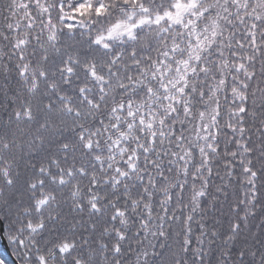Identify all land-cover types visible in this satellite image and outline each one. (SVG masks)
Here are the masks:
<instances>
[{
    "label": "clouds",
    "instance_id": "9594fccd",
    "mask_svg": "<svg viewBox=\"0 0 264 264\" xmlns=\"http://www.w3.org/2000/svg\"><path fill=\"white\" fill-rule=\"evenodd\" d=\"M0 236L7 264H264V0H0Z\"/></svg>",
    "mask_w": 264,
    "mask_h": 264
},
{
    "label": "trees",
    "instance_id": "16d2710c",
    "mask_svg": "<svg viewBox=\"0 0 264 264\" xmlns=\"http://www.w3.org/2000/svg\"><path fill=\"white\" fill-rule=\"evenodd\" d=\"M0 259H4L5 260V264H7V260L9 259L7 251L5 250L4 246L1 243V239H0Z\"/></svg>",
    "mask_w": 264,
    "mask_h": 264
},
{
    "label": "water",
    "instance_id": "95a60500",
    "mask_svg": "<svg viewBox=\"0 0 264 264\" xmlns=\"http://www.w3.org/2000/svg\"><path fill=\"white\" fill-rule=\"evenodd\" d=\"M0 239H1L2 245L4 246L5 250L7 251V245H6L5 241L3 240L2 236H0Z\"/></svg>",
    "mask_w": 264,
    "mask_h": 264
},
{
    "label": "rangeland",
    "instance_id": "374dc122",
    "mask_svg": "<svg viewBox=\"0 0 264 264\" xmlns=\"http://www.w3.org/2000/svg\"><path fill=\"white\" fill-rule=\"evenodd\" d=\"M5 243H6V241H5ZM6 245H7V243H6Z\"/></svg>",
    "mask_w": 264,
    "mask_h": 264
}]
</instances>
